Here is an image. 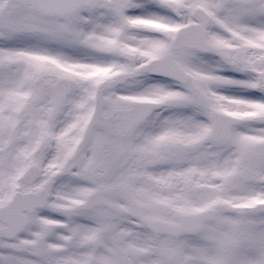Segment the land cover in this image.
Instances as JSON below:
<instances>
[{"label":"snow or ice","instance_id":"obj_1","mask_svg":"<svg viewBox=\"0 0 264 264\" xmlns=\"http://www.w3.org/2000/svg\"><path fill=\"white\" fill-rule=\"evenodd\" d=\"M0 264H264V0H0Z\"/></svg>","mask_w":264,"mask_h":264}]
</instances>
